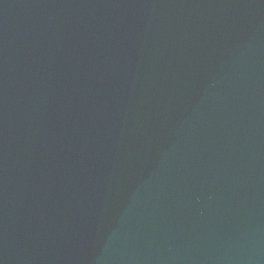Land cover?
Here are the masks:
<instances>
[{
	"label": "water",
	"instance_id": "obj_1",
	"mask_svg": "<svg viewBox=\"0 0 264 264\" xmlns=\"http://www.w3.org/2000/svg\"><path fill=\"white\" fill-rule=\"evenodd\" d=\"M0 264H264V0H0Z\"/></svg>",
	"mask_w": 264,
	"mask_h": 264
}]
</instances>
